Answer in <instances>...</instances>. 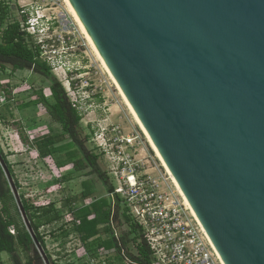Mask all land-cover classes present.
Masks as SVG:
<instances>
[{"label": "water", "instance_id": "obj_1", "mask_svg": "<svg viewBox=\"0 0 264 264\" xmlns=\"http://www.w3.org/2000/svg\"><path fill=\"white\" fill-rule=\"evenodd\" d=\"M67 1L222 262L264 264V0Z\"/></svg>", "mask_w": 264, "mask_h": 264}, {"label": "rangeland", "instance_id": "obj_2", "mask_svg": "<svg viewBox=\"0 0 264 264\" xmlns=\"http://www.w3.org/2000/svg\"><path fill=\"white\" fill-rule=\"evenodd\" d=\"M10 1L13 5L11 11L13 18L21 24H23L22 15H25L21 12L22 3L29 5L28 10H31V7L34 10L39 8V15L51 17L52 25L48 37L53 43H48L52 44L53 48L49 45L40 46L42 51L40 59L46 60L50 65V72L60 82L67 97L79 100L81 133L89 135L85 145L101 155L100 166L111 185L115 187L118 180L115 176V163H112L109 155L101 154L102 148L99 145L109 143L108 140L112 142L115 136H128L135 138L133 147H128V150L139 160L141 170L147 171L156 178L161 189L173 191L180 198L146 136L130 114L64 1ZM25 16L28 20L29 17L36 16V13L32 15L27 13ZM32 40L38 43L37 36H32ZM6 71L0 70V151L8 161L12 174L19 184L20 196L22 195L23 199L34 207L51 202L60 212L59 221L51 225H41L38 230L43 236L47 254L55 264H87L92 259L95 264H106V253L100 252L97 258H92L88 254L74 229L76 223L69 214L68 207L63 206L66 197L80 194L81 181L84 177L73 173L71 179L63 180L62 177L71 172L72 166L60 168L55 159L39 157L37 150L29 145L34 136H43L49 131L59 130V126L51 121L41 104L26 106V101L33 96V91L37 96L42 92L46 99L51 100L48 81L30 69L20 70L15 74ZM21 135L28 139V143L22 140ZM69 145V142L66 143L69 147L67 149H72L79 155ZM85 180L96 189L99 199L112 201L113 194L107 193L105 186L96 175L86 177ZM87 202H92L90 197ZM76 205H83V201L77 202ZM60 227L62 229H59ZM126 228L122 225L116 228V232L120 233ZM10 230L12 231L13 228ZM130 251H133V248ZM18 252L24 261V254L21 250ZM0 264H13L10 254L0 253Z\"/></svg>", "mask_w": 264, "mask_h": 264}, {"label": "trees", "instance_id": "obj_3", "mask_svg": "<svg viewBox=\"0 0 264 264\" xmlns=\"http://www.w3.org/2000/svg\"><path fill=\"white\" fill-rule=\"evenodd\" d=\"M12 7L10 0H0V70L5 71L6 66H11L12 72L30 69L47 80L51 100L46 99L42 92L37 96L33 91V96L26 101V106L41 104L51 121L59 126L57 132L49 131L43 136H34L29 145L37 150L39 157L55 159L60 168L72 166L71 172L62 177L63 180L73 177V173H78L77 175L81 173L84 178L96 175L105 186L107 193L113 194L111 202L98 199L89 204L83 202V205L77 206V202L88 197L91 190L92 193L95 190L83 178L80 196H68L63 203L64 207H68L69 214L76 223L75 231L92 258H97L100 252H104L107 254L106 264H151V251L143 239L141 228L128 213L123 200L114 193L113 185L100 166L101 155L85 145L86 140H89V135L81 133L80 112L72 105L60 82L50 72L51 67L47 61L40 59L42 52L40 45L32 40V36L25 31L23 26L27 17L22 15L23 24H21L13 18ZM21 137L24 142L28 143L24 135ZM68 142L69 146H72L79 155L72 149H67L69 148L66 146ZM0 153L16 188L19 189V184L12 174L8 161L2 151ZM20 198L31 227L50 264H55L47 254L43 236L38 230L41 225H51L59 221L60 212L51 202L44 206L34 207L23 199L22 195ZM122 225L127 228L117 233L116 228ZM10 228L13 230L11 231ZM104 235L106 237H103ZM132 248L133 251H130ZM19 250L25 256L24 261L19 255ZM2 252L10 254L13 264H44L22 221L16 201L0 166V253Z\"/></svg>", "mask_w": 264, "mask_h": 264}, {"label": "built area", "instance_id": "obj_4", "mask_svg": "<svg viewBox=\"0 0 264 264\" xmlns=\"http://www.w3.org/2000/svg\"><path fill=\"white\" fill-rule=\"evenodd\" d=\"M20 6L25 15L36 13L26 20L23 25L25 31L37 36L40 46L53 43L48 37L51 17L39 15V8L28 10L26 3ZM49 46L53 48L52 44ZM68 99L78 109L79 100ZM134 140L133 137L115 136L112 142L108 140L109 143L99 146L101 154L109 155L115 163L118 180L114 193L123 200L128 213L141 228L143 239L151 251V264H224L183 199L173 191L161 189L156 178L141 170L139 160L128 150V147H133ZM87 264L95 263L92 259Z\"/></svg>", "mask_w": 264, "mask_h": 264}, {"label": "bare ground", "instance_id": "obj_5", "mask_svg": "<svg viewBox=\"0 0 264 264\" xmlns=\"http://www.w3.org/2000/svg\"><path fill=\"white\" fill-rule=\"evenodd\" d=\"M63 1H64V3H65L66 7L68 8L69 13H70L71 16L73 17L75 23H76L77 26L79 27L80 31L82 32V34L84 35V37H85L86 40L88 41V43H89V45L91 46V48L93 49V51L95 52L97 59L100 61V63L102 64V66L105 68V66L103 65L102 61L100 60L98 54L96 53L94 47L92 46L90 40L88 39L87 35L85 34L83 28L81 27V25H80L78 19L76 18V16H75L73 10L71 9V7H70L68 1H67V0H63ZM105 70H106V68H105ZM106 72H107V70H106ZM107 73H108V72H107ZM108 75H109V74H108ZM119 94H120V96L122 97V100L124 101L125 105L127 106L128 110L130 111V114H131L132 117L134 118L135 122L137 123V125L139 126V128L141 129V131L143 132V134L146 136V138H147V140H148V142H149V144H150L152 150H153L154 153H155V156L158 158V160L160 161L162 167L165 169L167 175L169 176V179L171 180V182H172V184L174 185L175 189L177 190L178 194L181 196V198L183 199L184 203L187 205V207L191 210L192 214L195 216V214H194V212L192 211L191 207L189 206L187 200L185 199V197L183 196L182 192L180 191V189H179L177 183L175 182V180L173 179V177H172L171 174L169 173L167 167L165 166L164 162L162 161L161 157L159 156V154H158L157 150L155 149L153 143L151 142L150 138L147 137L148 135H147V133L145 132V130L143 129V127H142V125L140 124L139 120L137 119L135 113L133 112V110L131 109V107L129 106V104L127 103V101H126V99L124 98V96H123L120 92H119ZM145 133H146V134H145ZM195 218H196V216H195ZM196 219H197V218H196Z\"/></svg>", "mask_w": 264, "mask_h": 264}, {"label": "flooded vegetation", "instance_id": "obj_6", "mask_svg": "<svg viewBox=\"0 0 264 264\" xmlns=\"http://www.w3.org/2000/svg\"><path fill=\"white\" fill-rule=\"evenodd\" d=\"M6 70H8V72H10V73H16V72H19L20 70H16V71H14V72H12V68H11V66H6V68H5V72H7ZM33 72V71H32ZM76 174H78V173H76ZM81 174V173H80ZM73 176V175H72ZM71 179V178H70ZM85 179V178H84ZM81 191H82V189H81ZM81 191H80V193H81ZM95 192V193H94ZM77 196H80V195H78V194H76ZM69 196H75V195H69ZM89 197H90V199H91V201L93 202V201H97L98 199H99V197H98V195H97V191H96V189L93 191V193H92V190H91V193H90V195L88 196V197H86V198H84V199H81L80 201H83V202H85V204H89L87 201L89 200ZM97 197V198H96Z\"/></svg>", "mask_w": 264, "mask_h": 264}, {"label": "crops", "instance_id": "obj_7", "mask_svg": "<svg viewBox=\"0 0 264 264\" xmlns=\"http://www.w3.org/2000/svg\"><path fill=\"white\" fill-rule=\"evenodd\" d=\"M89 263V262H88Z\"/></svg>", "mask_w": 264, "mask_h": 264}]
</instances>
